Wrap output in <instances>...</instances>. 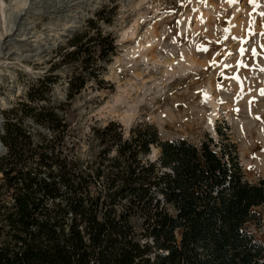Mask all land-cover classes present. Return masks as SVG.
<instances>
[{
  "label": "trees",
  "instance_id": "obj_1",
  "mask_svg": "<svg viewBox=\"0 0 264 264\" xmlns=\"http://www.w3.org/2000/svg\"><path fill=\"white\" fill-rule=\"evenodd\" d=\"M99 17L57 52L28 101L3 113L0 264H264V245L248 227L253 209L264 207V179L244 180L226 137L163 141L148 123L126 133L110 121L92 129V161L65 153L66 119L39 103L56 70H67L65 113L88 83L105 84L117 46L99 26L111 21ZM28 120L51 135H35Z\"/></svg>",
  "mask_w": 264,
  "mask_h": 264
},
{
  "label": "rangeland",
  "instance_id": "obj_2",
  "mask_svg": "<svg viewBox=\"0 0 264 264\" xmlns=\"http://www.w3.org/2000/svg\"><path fill=\"white\" fill-rule=\"evenodd\" d=\"M60 1L0 0V122L50 74L57 52L103 15L111 23L99 26L117 46L105 84L88 83L65 113L67 70H56L58 82L39 103L66 119L65 153L90 162L99 151L93 128L115 121L127 133L148 123L163 141L230 143L244 180L264 179V0H71L52 12ZM253 216L249 231L264 245V207Z\"/></svg>",
  "mask_w": 264,
  "mask_h": 264
},
{
  "label": "bare ground",
  "instance_id": "obj_3",
  "mask_svg": "<svg viewBox=\"0 0 264 264\" xmlns=\"http://www.w3.org/2000/svg\"><path fill=\"white\" fill-rule=\"evenodd\" d=\"M69 1H71V0H67V1H64V0H61L60 2H61V4H60V6H58V5H53V6H49V9H51L52 10V12H58L59 10H61V9H63V6H64V3H66V2H69ZM72 1H74V0H72ZM56 3V2H55ZM59 4V3H58ZM57 14V13H56ZM60 14V13H59ZM11 35H13V33L12 34H9L7 37H10ZM10 40V39H9ZM5 42V41H4ZM8 42H12V40H10V41H8ZM3 43V42H2ZM4 44V43H3ZM9 44V43H8ZM13 44V43H12ZM5 47H7L6 45H5ZM116 101L117 102H115V103H125L124 101H122V99L120 100V98L118 99H116ZM114 103V104H115ZM115 107V106H114ZM113 111V110H112ZM111 111V112H112ZM132 111V110H131ZM114 112V111H113ZM130 113H132V112H130ZM129 113H128V111H126L125 112V116H129L128 115ZM133 114V113H132ZM134 115V114H133ZM132 116V115H131ZM2 145L0 144V152L2 151ZM152 151H153V155H155L154 153H156L157 152V149H154V148H152Z\"/></svg>",
  "mask_w": 264,
  "mask_h": 264
},
{
  "label": "water",
  "instance_id": "obj_4",
  "mask_svg": "<svg viewBox=\"0 0 264 264\" xmlns=\"http://www.w3.org/2000/svg\"><path fill=\"white\" fill-rule=\"evenodd\" d=\"M3 122H0V126H2L1 124H2ZM215 132V131H214ZM211 138H213L212 136H211ZM0 144L2 145V151L0 152V154H2V153H4L5 151H6V148L3 146V144L0 142ZM148 158L149 159H151V160H154V159H156V157H155V155H153L152 153L148 156Z\"/></svg>",
  "mask_w": 264,
  "mask_h": 264
},
{
  "label": "snow or ice",
  "instance_id": "obj_5",
  "mask_svg": "<svg viewBox=\"0 0 264 264\" xmlns=\"http://www.w3.org/2000/svg\"><path fill=\"white\" fill-rule=\"evenodd\" d=\"M229 2H233V0H229ZM250 3L254 4V0H250ZM261 95H264V90H261ZM257 119H259V117H257Z\"/></svg>",
  "mask_w": 264,
  "mask_h": 264
},
{
  "label": "built area",
  "instance_id": "obj_6",
  "mask_svg": "<svg viewBox=\"0 0 264 264\" xmlns=\"http://www.w3.org/2000/svg\"><path fill=\"white\" fill-rule=\"evenodd\" d=\"M90 264H94L93 262H90Z\"/></svg>",
  "mask_w": 264,
  "mask_h": 264
}]
</instances>
